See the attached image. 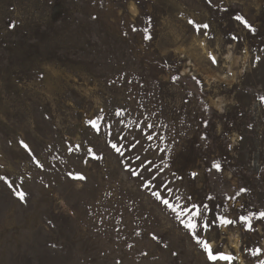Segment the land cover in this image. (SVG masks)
I'll list each match as a JSON object with an SVG mask.
<instances>
[{
    "label": "rangeland",
    "instance_id": "rangeland-1",
    "mask_svg": "<svg viewBox=\"0 0 264 264\" xmlns=\"http://www.w3.org/2000/svg\"><path fill=\"white\" fill-rule=\"evenodd\" d=\"M261 212L264 0H0V264H261Z\"/></svg>",
    "mask_w": 264,
    "mask_h": 264
},
{
    "label": "snow or ice",
    "instance_id": "snow-or-ice-1",
    "mask_svg": "<svg viewBox=\"0 0 264 264\" xmlns=\"http://www.w3.org/2000/svg\"><path fill=\"white\" fill-rule=\"evenodd\" d=\"M190 23H192V22L190 21ZM204 27L206 28L207 25H204ZM90 123L92 124V126L94 128H97V130H98V127L99 126L97 125L96 121H90ZM148 127L151 128L152 126L151 125H148ZM148 138L151 139L152 138L151 135H149ZM25 147L27 148V145H25ZM78 147L79 146H77V148ZM112 147L114 149H116L118 152L120 151V149L117 147V145L115 143L112 144ZM70 151H71V149H70ZM215 167H217L219 169L220 166L219 165H215ZM76 178H78V179H85V177H83L82 175H78ZM17 195L19 196L20 199H23L24 198V193L23 192H19V193H17ZM163 202L166 205H169V202L167 200H164ZM169 206L172 207L171 205H169ZM198 208H199L198 205H193L192 209H188L186 211L189 214H192L194 212L195 215H200V213L198 211ZM182 211H185V210L182 209ZM259 217L260 218H264V212L259 213ZM239 219H240L241 222L246 223L247 226H248V228L251 229V220H250V217H248V216H241ZM217 220L219 221V223L221 225H228V224L233 223V221H231L228 218L223 217V216L217 217L215 220H213V223H215ZM186 227H188L189 229H192L193 230V234L195 235V231L194 230L198 227V225L195 222H189L186 225ZM204 227L205 228L208 227V222L207 221H205ZM203 246H204L205 249L208 250V259L209 260H213V261H215L217 259H222V260H226V261H231L232 260V257L229 256V255H224V254H220V253H215L214 254L213 250H211L210 245L207 242H204L203 243ZM260 251H261L260 249H257L253 254L254 255H259ZM261 264H264V261H262Z\"/></svg>",
    "mask_w": 264,
    "mask_h": 264
}]
</instances>
